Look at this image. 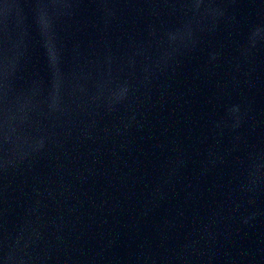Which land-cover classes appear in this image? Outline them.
<instances>
[{
	"label": "water",
	"instance_id": "water-1",
	"mask_svg": "<svg viewBox=\"0 0 264 264\" xmlns=\"http://www.w3.org/2000/svg\"><path fill=\"white\" fill-rule=\"evenodd\" d=\"M0 264H264V0H0Z\"/></svg>",
	"mask_w": 264,
	"mask_h": 264
}]
</instances>
